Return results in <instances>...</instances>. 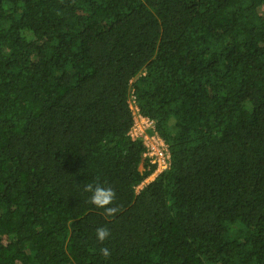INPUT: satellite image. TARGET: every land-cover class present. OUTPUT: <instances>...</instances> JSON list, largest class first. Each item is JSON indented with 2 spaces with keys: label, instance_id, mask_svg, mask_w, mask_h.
Masks as SVG:
<instances>
[{
  "label": "trees",
  "instance_id": "1",
  "mask_svg": "<svg viewBox=\"0 0 264 264\" xmlns=\"http://www.w3.org/2000/svg\"><path fill=\"white\" fill-rule=\"evenodd\" d=\"M261 5L0 0V264H264ZM131 91L170 153L140 188Z\"/></svg>",
  "mask_w": 264,
  "mask_h": 264
},
{
  "label": "built area",
  "instance_id": "2",
  "mask_svg": "<svg viewBox=\"0 0 264 264\" xmlns=\"http://www.w3.org/2000/svg\"><path fill=\"white\" fill-rule=\"evenodd\" d=\"M127 102L133 118L129 135L142 140L145 148L143 157L149 163L155 165L154 171L138 185L137 188H140L151 181L159 172L169 167L170 153L165 140L156 132L154 119L140 113L132 91L128 96Z\"/></svg>",
  "mask_w": 264,
  "mask_h": 264
},
{
  "label": "clouds",
  "instance_id": "3",
  "mask_svg": "<svg viewBox=\"0 0 264 264\" xmlns=\"http://www.w3.org/2000/svg\"><path fill=\"white\" fill-rule=\"evenodd\" d=\"M84 190L91 193L90 202L96 207L104 209L107 216H115L120 211L118 206H112L115 200V190L112 187H105L98 182H93L86 184ZM95 233L97 240L101 243L110 236V230L103 226L98 227ZM100 253L105 258L111 256V251L107 247H102Z\"/></svg>",
  "mask_w": 264,
  "mask_h": 264
},
{
  "label": "rangeland",
  "instance_id": "4",
  "mask_svg": "<svg viewBox=\"0 0 264 264\" xmlns=\"http://www.w3.org/2000/svg\"><path fill=\"white\" fill-rule=\"evenodd\" d=\"M259 12H260V14L264 15V6L263 5H261L259 7Z\"/></svg>",
  "mask_w": 264,
  "mask_h": 264
}]
</instances>
